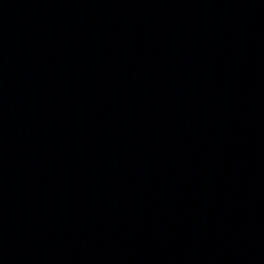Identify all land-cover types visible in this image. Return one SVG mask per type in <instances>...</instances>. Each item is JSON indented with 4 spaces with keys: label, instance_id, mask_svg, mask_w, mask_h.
I'll use <instances>...</instances> for the list:
<instances>
[{
    "label": "water",
    "instance_id": "1",
    "mask_svg": "<svg viewBox=\"0 0 264 264\" xmlns=\"http://www.w3.org/2000/svg\"><path fill=\"white\" fill-rule=\"evenodd\" d=\"M0 264H264V0H0Z\"/></svg>",
    "mask_w": 264,
    "mask_h": 264
}]
</instances>
